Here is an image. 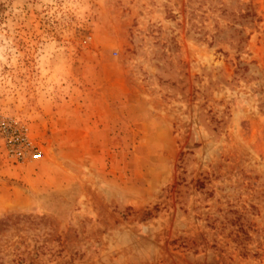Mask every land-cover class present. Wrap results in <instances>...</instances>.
<instances>
[{"label":"rangeland","instance_id":"rangeland-1","mask_svg":"<svg viewBox=\"0 0 264 264\" xmlns=\"http://www.w3.org/2000/svg\"><path fill=\"white\" fill-rule=\"evenodd\" d=\"M0 264H264V0H0Z\"/></svg>","mask_w":264,"mask_h":264},{"label":"built area","instance_id":"built-area-1","mask_svg":"<svg viewBox=\"0 0 264 264\" xmlns=\"http://www.w3.org/2000/svg\"><path fill=\"white\" fill-rule=\"evenodd\" d=\"M34 157H36V158L39 157V154H35Z\"/></svg>","mask_w":264,"mask_h":264}]
</instances>
